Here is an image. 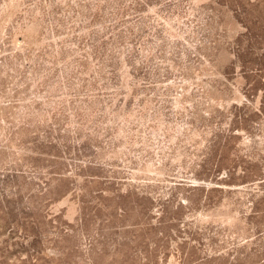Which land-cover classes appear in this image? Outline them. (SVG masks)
<instances>
[{"label": "rangeland", "instance_id": "obj_1", "mask_svg": "<svg viewBox=\"0 0 264 264\" xmlns=\"http://www.w3.org/2000/svg\"><path fill=\"white\" fill-rule=\"evenodd\" d=\"M0 264H264V0H0Z\"/></svg>", "mask_w": 264, "mask_h": 264}]
</instances>
